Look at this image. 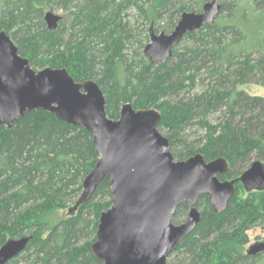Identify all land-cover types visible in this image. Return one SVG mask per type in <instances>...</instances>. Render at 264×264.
Segmentation results:
<instances>
[{
  "label": "trees",
  "instance_id": "obj_1",
  "mask_svg": "<svg viewBox=\"0 0 264 264\" xmlns=\"http://www.w3.org/2000/svg\"><path fill=\"white\" fill-rule=\"evenodd\" d=\"M208 1L0 0V32L34 70L66 69L76 82H96L109 119L118 120L127 103L159 111L158 130L176 161L197 153L206 162L227 161L219 178L235 181L234 196L222 213L200 196L201 223L169 264H264V253L247 255L248 232L264 227V190H247L239 181L252 158L264 165V97L239 89L258 72L264 85V0L252 2L249 13L224 0L215 22L187 33L165 64L144 55L151 28L169 34L184 12L201 13ZM48 11L62 12L56 30L46 26ZM219 113L222 119L213 123ZM194 127L202 135L191 141ZM98 160L93 134L52 113L32 111L12 129L0 125V248L30 237L8 264H104L92 246L100 216L112 205L109 181L78 204ZM190 208L179 206L173 223H184ZM65 211L70 214L61 216Z\"/></svg>",
  "mask_w": 264,
  "mask_h": 264
},
{
  "label": "water",
  "instance_id": "obj_2",
  "mask_svg": "<svg viewBox=\"0 0 264 264\" xmlns=\"http://www.w3.org/2000/svg\"><path fill=\"white\" fill-rule=\"evenodd\" d=\"M224 0H209L201 13L184 12L174 30H150L144 55L151 64H165L187 33L213 24ZM62 16L45 13L49 30ZM43 110L57 119L93 134L99 160L83 181L78 204L87 203L103 181L110 183L112 205L100 216L95 257L104 264H169V257L201 223L197 205L207 195L216 213L226 210L235 184L222 181L228 163L220 158L206 162L201 153L176 161L169 140L158 130L156 109L136 110L123 105L118 120L106 114V98L92 80L76 82L66 69L34 70L29 59L4 31L0 32V125L12 129L30 112ZM255 161L239 181L247 190H264V167ZM184 203L191 208L187 220L176 225L173 217ZM30 237L10 239L0 248V264H8L27 248ZM264 253V241L247 248V255Z\"/></svg>",
  "mask_w": 264,
  "mask_h": 264
},
{
  "label": "rangeland",
  "instance_id": "obj_3",
  "mask_svg": "<svg viewBox=\"0 0 264 264\" xmlns=\"http://www.w3.org/2000/svg\"><path fill=\"white\" fill-rule=\"evenodd\" d=\"M230 1H233V0H230ZM235 1L237 2V5L239 4L242 11H245V13H249V10L253 11V9H251L252 2H255L257 4V6H259L258 4H259V1H261V0H235ZM259 8H262V7H259ZM55 12L59 15H62V12H60V11H55ZM261 21H262V16L259 15L258 17H256L255 24L257 22H261ZM257 57H258V54L257 53L254 54V58L256 59ZM262 80H263L262 74H260L258 72L257 75L252 77L249 84H245V85L239 87V89L245 91L246 93H248L251 96L264 97V85L262 83ZM222 116L223 115H221V113L216 114L215 116L211 117V121L213 123H219L220 120L222 119ZM188 135H189L191 141H196V139L202 135V132L197 127H194L192 129L188 130ZM255 161H258V160L256 158H252L248 162V164H246L244 166V168L242 169L241 172L243 173L246 170H248L250 168V166ZM79 198H80V196H79ZM198 209L202 213L204 211V206L201 205L200 207H198ZM69 214H70V211H65L61 214V216L67 217ZM248 234H249V239H250V243H249L248 247L250 245L257 243V242L264 241V227L263 226L253 228L252 230H250L248 232Z\"/></svg>",
  "mask_w": 264,
  "mask_h": 264
}]
</instances>
